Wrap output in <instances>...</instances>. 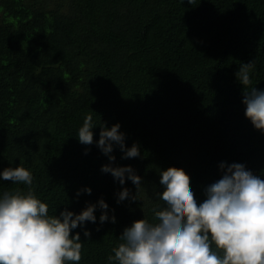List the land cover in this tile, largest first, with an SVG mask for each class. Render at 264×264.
Returning <instances> with one entry per match:
<instances>
[{"label": "trees", "instance_id": "trees-1", "mask_svg": "<svg viewBox=\"0 0 264 264\" xmlns=\"http://www.w3.org/2000/svg\"><path fill=\"white\" fill-rule=\"evenodd\" d=\"M249 62V88L264 90V0H0V171L33 177L0 180V192L31 190L53 216L103 199L115 223L97 206L95 223L72 230L78 264H116L123 229L165 206L162 170L183 168L198 203L222 162L264 179V132L246 118L249 88L235 75ZM88 114L91 145L76 137ZM116 123L141 156L100 151L101 126ZM104 164L130 165L141 186L120 185ZM125 187L135 201L118 202Z\"/></svg>", "mask_w": 264, "mask_h": 264}, {"label": "clouds", "instance_id": "clouds-1", "mask_svg": "<svg viewBox=\"0 0 264 264\" xmlns=\"http://www.w3.org/2000/svg\"><path fill=\"white\" fill-rule=\"evenodd\" d=\"M254 67L253 62L244 63L236 72L243 89L252 85L249 73ZM242 103L246 118L264 132V90L254 86L243 90ZM94 126L92 115H86L76 136L80 143H93ZM119 129V123L101 126L96 141L100 151L109 161L115 159L111 155L114 145L119 146L123 158L141 156L137 144L125 146ZM219 167L221 178L204 189L205 198L199 203L183 168L162 170L159 198L165 206L155 211V222L141 218L126 226L109 260L116 264H264V179L242 163L222 162ZM101 170L111 173L120 185L126 178L137 189L142 184L130 165L104 164ZM0 180L30 186L33 177L28 169L16 166L0 171ZM84 191L91 193L90 188ZM129 197L136 200L126 187L117 194L118 202ZM97 206L101 223L109 219L115 223L103 199L87 204L79 213L65 208L53 216L31 190L26 194L20 190L0 192V264H78L82 243L79 233L72 230L85 221L95 223ZM84 235L88 237L90 232L85 229Z\"/></svg>", "mask_w": 264, "mask_h": 264}]
</instances>
